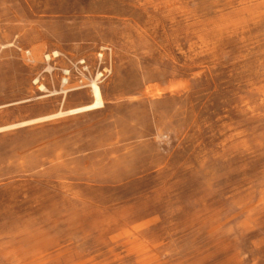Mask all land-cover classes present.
<instances>
[{
    "label": "rangeland",
    "instance_id": "374dc122",
    "mask_svg": "<svg viewBox=\"0 0 264 264\" xmlns=\"http://www.w3.org/2000/svg\"><path fill=\"white\" fill-rule=\"evenodd\" d=\"M146 257L264 264V0H0V264Z\"/></svg>",
    "mask_w": 264,
    "mask_h": 264
},
{
    "label": "bare ground",
    "instance_id": "6f19581e",
    "mask_svg": "<svg viewBox=\"0 0 264 264\" xmlns=\"http://www.w3.org/2000/svg\"><path fill=\"white\" fill-rule=\"evenodd\" d=\"M58 54V53H57ZM55 54V55H57ZM59 58V57H58ZM98 79V78H97ZM65 85V84H64ZM43 88V87H42ZM149 91V90H148ZM150 92V91H149ZM56 93V92H55ZM91 93H92V101L86 105H83L79 108H75V109H72L70 111L67 112V114L69 115H75V114H80V113H85V112H90V111H94L96 109H100L102 107H104V93L101 89V87H99V85L97 84V82H94L92 85H91ZM151 93V92H150ZM153 93V91H152ZM149 94V93H148ZM151 95V94H149ZM64 115L63 113L61 114H58V115H53V116H49V117H45V118H41V119H38V120H35V121H31V122H28V123H24V124H21V126H24L26 124H31V123H35V122H39V121H44V120H48V119H52V118H57L59 116H62ZM16 126H11V127H7V128H3L1 129L2 131L3 130H7V129H11V128H14ZM133 228V227H131ZM130 228V229H131ZM142 231V230H141ZM124 232H126L124 230ZM140 233V232H139ZM124 235V234H123ZM130 235H133L132 233ZM138 235V234H137ZM136 235V236H137ZM141 235V233H140ZM138 235V236H140ZM127 236V235H126ZM142 236V235H141ZM140 236V237H141ZM139 237V238H140ZM132 239V238H130ZM142 239V238H141ZM140 239V240H141ZM127 240V239H126ZM137 241V240H136ZM144 242V241H143ZM127 244V243H126ZM135 244V243H133ZM142 244V243H141ZM137 245V244H135ZM139 245V244H138ZM147 245V244H146ZM144 252V250H143ZM148 252V251H146ZM146 254V253H145ZM147 255V254H146ZM143 258V257H142ZM172 260V259H171ZM159 261V260H158ZM157 263V260L155 258H150V257H146L145 259H143L142 261V264H156ZM73 264V263H72Z\"/></svg>",
    "mask_w": 264,
    "mask_h": 264
},
{
    "label": "built area",
    "instance_id": "2783aa9c",
    "mask_svg": "<svg viewBox=\"0 0 264 264\" xmlns=\"http://www.w3.org/2000/svg\"><path fill=\"white\" fill-rule=\"evenodd\" d=\"M54 56L56 57V55L54 54ZM49 60H51V56L48 57ZM66 75H69V72H65ZM65 84H68V79H65Z\"/></svg>",
    "mask_w": 264,
    "mask_h": 264
}]
</instances>
